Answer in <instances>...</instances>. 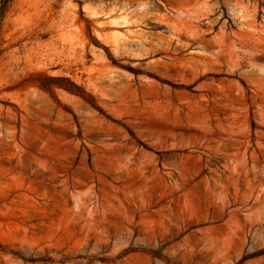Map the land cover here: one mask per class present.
<instances>
[{
    "label": "rangeland",
    "instance_id": "rangeland-1",
    "mask_svg": "<svg viewBox=\"0 0 264 264\" xmlns=\"http://www.w3.org/2000/svg\"><path fill=\"white\" fill-rule=\"evenodd\" d=\"M0 264H264V0H0Z\"/></svg>",
    "mask_w": 264,
    "mask_h": 264
}]
</instances>
